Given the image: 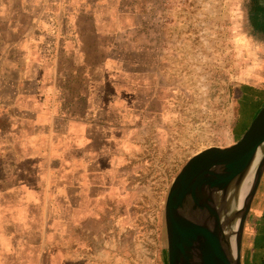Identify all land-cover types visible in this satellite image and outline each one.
<instances>
[{
	"label": "crops",
	"instance_id": "1",
	"mask_svg": "<svg viewBox=\"0 0 264 264\" xmlns=\"http://www.w3.org/2000/svg\"><path fill=\"white\" fill-rule=\"evenodd\" d=\"M107 2L0 0V264H75L62 252L75 248L77 204L107 186L139 95L113 47L120 32L107 29L108 10L125 17L130 6ZM258 74L242 84L244 102H264ZM243 252L241 264H264V173Z\"/></svg>",
	"mask_w": 264,
	"mask_h": 264
},
{
	"label": "rangeland",
	"instance_id": "2",
	"mask_svg": "<svg viewBox=\"0 0 264 264\" xmlns=\"http://www.w3.org/2000/svg\"><path fill=\"white\" fill-rule=\"evenodd\" d=\"M123 1L126 16L108 10L107 29L112 38L120 32L113 47L139 84L138 101L113 146L107 186L77 204L75 248L62 252L75 264H165L163 208L173 178L198 152L231 145L264 104L239 97L254 71L264 75L249 0Z\"/></svg>",
	"mask_w": 264,
	"mask_h": 264
},
{
	"label": "water",
	"instance_id": "3",
	"mask_svg": "<svg viewBox=\"0 0 264 264\" xmlns=\"http://www.w3.org/2000/svg\"><path fill=\"white\" fill-rule=\"evenodd\" d=\"M259 154L237 209L240 186ZM263 173L264 104L240 139L198 152L173 178L163 208L165 264H241L244 227Z\"/></svg>",
	"mask_w": 264,
	"mask_h": 264
},
{
	"label": "trees",
	"instance_id": "4",
	"mask_svg": "<svg viewBox=\"0 0 264 264\" xmlns=\"http://www.w3.org/2000/svg\"><path fill=\"white\" fill-rule=\"evenodd\" d=\"M247 21L252 35L264 39V0H249L247 4ZM240 101L243 100L240 99Z\"/></svg>",
	"mask_w": 264,
	"mask_h": 264
},
{
	"label": "bare ground",
	"instance_id": "5",
	"mask_svg": "<svg viewBox=\"0 0 264 264\" xmlns=\"http://www.w3.org/2000/svg\"><path fill=\"white\" fill-rule=\"evenodd\" d=\"M259 158H260V154L256 157L251 169L249 170L246 177L242 181V184H241L240 190H239V194H238L237 204H236L237 209L242 206L243 200L246 197V195L248 194V192L252 186L253 177H254L255 169H256V166L258 164ZM231 245L234 248V240L233 239L231 240Z\"/></svg>",
	"mask_w": 264,
	"mask_h": 264
}]
</instances>
